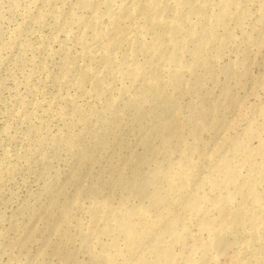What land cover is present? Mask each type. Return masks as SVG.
I'll return each mask as SVG.
<instances>
[{
  "label": "rangeland",
  "instance_id": "374dc122",
  "mask_svg": "<svg viewBox=\"0 0 264 264\" xmlns=\"http://www.w3.org/2000/svg\"><path fill=\"white\" fill-rule=\"evenodd\" d=\"M97 1L0 0V264H264V0Z\"/></svg>",
  "mask_w": 264,
  "mask_h": 264
},
{
  "label": "bare ground",
  "instance_id": "6f19581e",
  "mask_svg": "<svg viewBox=\"0 0 264 264\" xmlns=\"http://www.w3.org/2000/svg\"><path fill=\"white\" fill-rule=\"evenodd\" d=\"M168 0H132V4H133V6L135 7V9L138 11V13L139 14H141V15H144L145 17H147V18H152V19H154V18H156V16H158V17H167V16H169L170 15V13L172 12V9H173V7L171 8V6H168L167 5V2ZM77 2V1H76ZM98 3L100 2L99 0L97 1ZM131 1H129V3H130ZM169 2V1H168ZM181 2V1H180ZM227 2H229L230 4L232 3H234V0H228ZM226 2V3H227ZM115 3V2H114ZM179 3V2H178ZM191 3H192V0H183L182 1V4H180V5H182L183 7H187L188 8V12L190 11L191 12ZM228 3V4H229ZM131 4V5H132ZM236 4V3H235ZM130 4H128L126 7H127V9L129 10V6ZM95 6V5H94ZM99 6V5H98ZM108 6V5H107ZM125 6V5H124ZM183 9V8H182ZM184 9H186V8H184ZM99 10V9H98ZM125 10V9H124ZM127 10V11H128ZM135 10V11H136ZM176 10H178V9H176ZM111 11V10H110ZM123 11V10H122ZM122 11H121V14H123L122 13ZM134 11V12H135ZM102 12V11H101ZM117 12V11H116ZM124 12V11H123ZM173 12H174V10H173ZM200 12V11H199ZM108 13H111V12H109L108 11ZM182 13V12H181ZM192 13V12H191ZM194 13V12H193ZM192 13V14H193ZM120 14V15H121ZM126 14V13H125ZM130 14V13H129ZM138 14V15H139ZM174 14V13H173ZM102 15V14H101ZM111 15V14H110ZM112 15H114L113 14V12H112ZM119 15V16H120ZM127 15V14H126ZM131 15V14H130ZM186 15V14H185ZM185 15H181V18H179V20L180 21H178L179 23H181V21L184 19L183 17L185 16ZM122 16V15H121ZM120 16V17H121ZM132 16V15H131ZM180 16V15H179ZM204 16V15H203ZM220 16V15H219ZM109 17V16H108ZM117 17L118 16H116V20H117ZM146 18V19H147ZM169 18V17H168ZM172 18V17H171ZM123 19V18H122ZM151 19V20H152ZM209 19V18H208ZM218 19H221L220 17L218 18ZM114 20H115V18H114ZM114 20H112V21H114ZM126 20V19H125ZM178 20V19H177ZM130 21V20H129ZM128 21V22H129ZM126 22V21H125ZM113 23V22H112ZM112 23H111V25H112ZM119 23H121V22H119ZM114 24V23H113ZM146 24V23H145ZM91 25V24H90ZM89 25V26H90ZM110 25V26H111ZM128 25V24H127ZM157 25V24H156ZM179 25H182V23L181 24H179ZM120 26V25H119ZM120 27H122V26H120ZM120 27H113V28H111V30L109 31V33H108V39H106V40H108V42H107V53H109V54H111V52H113V51H115V50H117V49H114L115 48V46H116V44L122 39V37L124 36V34H125V31L122 29V28H120ZM126 27V26H125ZM146 27H149V26H146ZM151 27V26H150ZM181 27V26H180ZM186 27V26H185ZM90 29V28H89ZM93 29V28H92ZM101 29V28H100ZM181 29H182V27H181ZM127 30V29H126ZM186 30H188V29H186ZM185 30V32H187V33H189L188 31H186ZM86 31V30H85ZM107 31H108V29H107ZM183 31H184V28H183ZM98 32V31H97ZM184 32V33H185ZM99 33V32H98ZM163 33V32H162ZM177 33V32H176ZM186 33V34H187ZM213 33V32H212ZM85 34V33H84ZM107 34V33H106ZM168 34V33H167ZM204 34V33H203ZM209 34H210V32H209ZM101 35V34H100ZM173 35V34H172ZM182 37H181V39L183 40V34L181 35ZM196 36V35H195ZM199 36V35H198ZM207 36H208V34H205V35H203V36H201L200 38H199V45L196 47V49L194 48V55H195V57H197V55H199L198 53L200 52V48L199 47H201L202 45V43L207 39ZM210 36V35H209ZM170 37H171V35H170ZM187 38V37H186ZM181 39H179V40H181ZM185 39V38H184ZM124 40V39H123ZM187 40V39H186ZM103 41V40H102ZM178 41V40H177ZM208 41V40H207ZM104 42V41H103ZM137 43V42H136ZM205 43V42H204ZM132 44H134V43H132ZM179 44V43H178ZM181 44V43H180ZM102 45H105V44H102ZM135 45V44H134ZM177 45V44H176ZM119 46V45H118ZM133 46V45H132ZM180 46V45H179ZM135 47V46H134ZM177 47H178V45H177ZM95 48V47H94ZM117 48V47H116ZM114 49V50H113ZM96 50V49H95ZM113 50V51H112ZM177 51V50H176ZM105 53V52H104ZM173 53V55L172 54H168L171 58H173L174 56H176V54H175V51L174 52H172ZM109 59V58H108ZM109 60H111V58L109 59ZM92 62V61H91ZM107 63V62H106ZM108 65V64H107ZM84 79V78H83ZM157 196H158V198H161L160 200H162V201H165V199H167L163 194H162V191L161 190H159L158 192H157ZM197 201H198V198L197 197H194V196H192V197H190V198H187V200H186V204L189 206V205H195V206H197L198 204H196L197 203ZM198 202H200V201H198ZM194 206V207H195ZM180 213V212H179ZM234 214L232 215V217L230 218L231 220H230V223H229V225L228 226H230V224L231 225H233V227H234V225L236 224V222H237V220H238V217L241 215V212L238 210L237 212H233ZM177 218H179L178 216H177V214L174 212V215H173V223H172V227L173 226H175V224H176V221H177ZM115 219L117 220V222H120L121 220H122V218H121V216H116L115 217ZM229 221V220H228ZM180 222V221H179ZM178 223V222H177ZM209 223V222H208ZM177 225V224H176ZM177 227H178V225H177ZM179 228V227H178ZM177 228V229H178ZM176 229V228H175ZM174 230V229H173ZM124 234H129V230H125L124 231ZM220 233H218V232H215L214 234H213V236H212V244L213 245H215L216 246V249L220 252V253H226L227 252V250H229L228 248L230 247V245H231V241H229V240H227V239H225V238H223L221 235H219ZM237 241V240H236ZM250 241V240H249ZM248 242V241H247ZM132 243L134 244L135 242L134 241H132ZM251 243V242H250ZM164 251V250H163ZM166 251V250H165ZM170 252V251H169ZM169 252H162V253H160V254H158L159 255V257H158V259H160V258H162V259H164V261L166 262L167 260L169 261L170 259V257H171V254L169 253ZM162 259H160V260H162Z\"/></svg>",
  "mask_w": 264,
  "mask_h": 264
}]
</instances>
